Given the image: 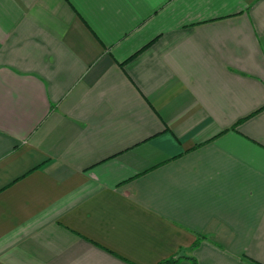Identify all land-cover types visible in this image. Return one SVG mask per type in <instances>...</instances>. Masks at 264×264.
Returning a JSON list of instances; mask_svg holds the SVG:
<instances>
[{
	"label": "crops",
	"instance_id": "0c3cea01",
	"mask_svg": "<svg viewBox=\"0 0 264 264\" xmlns=\"http://www.w3.org/2000/svg\"><path fill=\"white\" fill-rule=\"evenodd\" d=\"M168 259L264 264V0H0V264Z\"/></svg>",
	"mask_w": 264,
	"mask_h": 264
},
{
	"label": "trees",
	"instance_id": "16d2710c",
	"mask_svg": "<svg viewBox=\"0 0 264 264\" xmlns=\"http://www.w3.org/2000/svg\"><path fill=\"white\" fill-rule=\"evenodd\" d=\"M195 244H197V241H196ZM176 260H177V259H176ZM176 260H175V259H168V260L162 262V264H163V263H173V262H175Z\"/></svg>",
	"mask_w": 264,
	"mask_h": 264
}]
</instances>
